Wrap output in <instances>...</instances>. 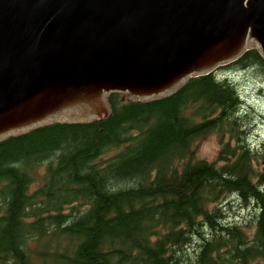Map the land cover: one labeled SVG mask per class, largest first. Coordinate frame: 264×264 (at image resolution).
Masks as SVG:
<instances>
[{"label": "trees", "instance_id": "obj_1", "mask_svg": "<svg viewBox=\"0 0 264 264\" xmlns=\"http://www.w3.org/2000/svg\"><path fill=\"white\" fill-rule=\"evenodd\" d=\"M228 69L264 77V60L249 50ZM240 97L213 73L159 101L113 93L104 121L1 142L0 264H264V143L244 136ZM212 133L229 135L220 166L195 158ZM235 206L252 236L229 223Z\"/></svg>", "mask_w": 264, "mask_h": 264}, {"label": "water", "instance_id": "obj_2", "mask_svg": "<svg viewBox=\"0 0 264 264\" xmlns=\"http://www.w3.org/2000/svg\"><path fill=\"white\" fill-rule=\"evenodd\" d=\"M256 50L264 0H0V142L104 121Z\"/></svg>", "mask_w": 264, "mask_h": 264}, {"label": "rangeland", "instance_id": "obj_3", "mask_svg": "<svg viewBox=\"0 0 264 264\" xmlns=\"http://www.w3.org/2000/svg\"><path fill=\"white\" fill-rule=\"evenodd\" d=\"M218 74L228 76L237 86L242 100V115L244 118L243 131L244 136L248 137L249 144L254 150L262 148L264 143V77L259 75L255 70H222ZM229 135L224 136L222 140L218 134L212 133L201 139L195 148V155L199 158H204L208 162H213L220 166L218 162V154L222 148V142L228 140ZM254 146V147H253ZM43 169L35 175L37 180L34 185L39 184L42 180ZM223 202H232L237 204L233 199H225ZM236 214H230L227 217L229 223H240L241 226L247 227L246 230L253 233L254 223L251 221V213L238 212L237 206L234 207Z\"/></svg>", "mask_w": 264, "mask_h": 264}, {"label": "bare ground", "instance_id": "obj_4", "mask_svg": "<svg viewBox=\"0 0 264 264\" xmlns=\"http://www.w3.org/2000/svg\"><path fill=\"white\" fill-rule=\"evenodd\" d=\"M180 91V90H179ZM257 167V166H256ZM28 228V227H27ZM21 231V230H20Z\"/></svg>", "mask_w": 264, "mask_h": 264}]
</instances>
